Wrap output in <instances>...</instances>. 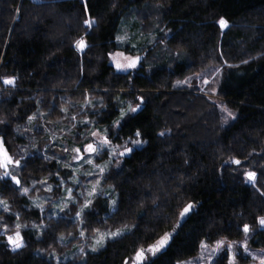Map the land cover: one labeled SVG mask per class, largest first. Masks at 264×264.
Segmentation results:
<instances>
[{"label": "trees", "instance_id": "trees-1", "mask_svg": "<svg viewBox=\"0 0 264 264\" xmlns=\"http://www.w3.org/2000/svg\"><path fill=\"white\" fill-rule=\"evenodd\" d=\"M125 37H137L141 67L124 74L109 54L132 52ZM94 130L132 149L103 175L113 202L101 193L80 217L81 201L42 213L33 201ZM0 138L20 182L0 179V264H136L141 249L142 264H178L224 239L264 248V0H0ZM17 230L14 252L6 235Z\"/></svg>", "mask_w": 264, "mask_h": 264}, {"label": "rangeland", "instance_id": "rangeland-1", "mask_svg": "<svg viewBox=\"0 0 264 264\" xmlns=\"http://www.w3.org/2000/svg\"><path fill=\"white\" fill-rule=\"evenodd\" d=\"M137 41H138L137 37H135L133 40L132 37L121 38L119 42L122 45H125L127 43L130 46L129 50H131L132 52L128 53L119 50V51H115L114 53L123 52L125 56H129L134 59L139 57V55L137 54V52L139 51V49L137 48ZM118 59H120L121 63H127V61H124L123 58H118ZM110 64L113 66L116 72L125 74L132 70L140 69L141 60L138 61L135 69H129L127 71H117L111 57H110ZM5 86L14 87L13 85H5ZM210 98L215 99L216 97L215 95H213ZM137 105L139 104L138 103L133 105L131 104L130 106L136 107ZM127 112L133 113L130 112L128 109V111L122 112L123 116L126 115ZM93 132H96L97 135L93 136L91 134L92 140L86 142V144H84L82 148L79 147L81 149V154L83 155L84 159H80V160L73 159L76 153L72 152L71 164L70 163L67 164L65 166L66 169L64 170V172L61 173L59 176H57L56 178L57 181L53 182L50 185L51 191H49V194H47V196L44 198H40L36 201H33V203L41 209L42 213L48 212V214H50V216H52L53 218L58 217L72 203L81 201L82 205L79 207V212H78L80 214L76 215L75 218L80 217L83 211L89 208V207L87 208L84 207L85 202L86 201L92 202L93 199L101 193H105L106 196L110 199L111 203L113 202L112 191L108 188L103 187V175L106 172H108L110 169H114V168L118 169L121 166L122 159L126 155V152L124 155H120V153L124 152L125 146L115 144L113 141V138L115 136L109 135V133H107L106 130H102V131L94 130ZM80 135H84V133H80ZM105 135H107L108 137L109 144L102 145V140ZM136 139H139L140 143L139 144L134 143L133 148L136 147L140 148L143 145V143L141 142L139 137H135V140ZM89 143L99 147L100 150L98 154H89L83 151L85 145ZM87 159H91L93 163L92 164L86 163ZM99 159L101 161H99ZM100 168L104 169L103 174L100 173L99 171ZM69 190H71V199L68 198ZM93 190H95L94 194L90 195V193H92ZM52 192H54V195H52ZM115 232H119V231H114L112 233ZM110 234H111L110 232H103L102 234L97 236V239H95L92 242V244L88 246L86 244L85 245L82 244L81 246H79L74 250V253L77 252L85 255L87 251L92 252L93 248L98 250L105 244L107 240L114 238ZM97 241H100V243H97ZM22 242L24 243L23 240ZM250 242H251L250 238H245L244 240H241V242L224 239V240L216 241L212 244L205 243L204 245L206 247H202V249L200 250L197 256L189 260L180 262L178 264H260V259L264 258V248L258 249L255 246L250 245ZM84 243H86V241H84ZM221 243L223 246L218 247V245ZM244 244L247 245V250H245V248L243 247ZM229 245L232 246L231 251H229L228 248ZM249 253H251V255H249ZM151 255L153 254L151 253ZM253 256H255L256 259H253ZM58 260L65 261L66 259L58 257Z\"/></svg>", "mask_w": 264, "mask_h": 264}, {"label": "snow or ice", "instance_id": "snow-or-ice-1", "mask_svg": "<svg viewBox=\"0 0 264 264\" xmlns=\"http://www.w3.org/2000/svg\"><path fill=\"white\" fill-rule=\"evenodd\" d=\"M85 8H86V3H85ZM93 23H95V22L92 21V20H86L85 21V24L89 28L92 26ZM219 25H220L221 28L227 27V23H226V21L224 19H221L219 21ZM75 47H76V49L78 51L83 52L84 49L87 47V44H86V42L83 39H80V40H78L76 42ZM109 55L112 58V60H113V62L115 64V67H116L117 71H127L129 69H135L136 66H137V63L139 61V57H137V58L134 59L132 57L125 56V54L123 52L110 53ZM118 58H123V60L124 61H127V63H121L120 59H118ZM3 83L5 85H13L14 86V80H12V79H4L3 80ZM178 83H180V82H178ZM183 83H188V81H185ZM204 83H208V81H204ZM139 99H140V103L142 104L143 103V98H139ZM138 108H139V105H137L136 107L129 106V111L130 112H136L138 110ZM222 110L227 111L226 109H222ZM227 115L229 117H231L232 119H235V117L232 115V113L228 112ZM121 116L123 117V113L121 114ZM29 119L30 120L31 119H34V117H29ZM73 119H75V117H73ZM118 126L119 125L117 124V127ZM92 135L93 136H96L97 133L96 132H93ZM135 135H136V137H140L141 133L139 131H137L135 133ZM161 135H163V133H161ZM132 143L139 144L140 141H139V139H136V140H133ZM107 144H109V140H108L107 135H105L104 138H103V140H102V145H107ZM99 150H100L99 147H97V146H95V145H93L91 143L85 145V147L83 149L84 152H87L89 154H98ZM65 151H67V149H65ZM72 151L74 153H76V155L73 157V159H76V160L84 159L83 155L81 154V149L80 148H74V149H72ZM131 151H132L131 148H128V147L125 146L124 152H121L120 155H124L125 152L130 153ZM86 163L92 164L93 161L91 159H87L86 160ZM232 163H235L236 165H239L241 162L239 160L233 159L232 160ZM10 164H14L15 166H19V161L18 160L17 161H13L12 158L6 152L0 153V167H2V168L5 169V171L3 173V176L0 177V179H4L5 177H10L11 180L15 184L19 185V183H20L19 180L15 176H13L10 173V171H8V166ZM99 171H100L101 174H103L104 169L103 168H100ZM247 179H248V181L254 183L255 182V179H256V173L255 172H248L247 173ZM42 183L47 184V181H43ZM47 190L48 191H51V188L49 187V188H47ZM28 191L29 190L27 188L23 189V194L24 195H27L28 194ZM94 192H95V190H93V192L90 193V195L94 194ZM261 195H264V192H262ZM68 198L71 199V190H69V197ZM91 203H92L91 201H86L85 204H84V207L85 208L89 207L91 205ZM0 206L3 207V210L5 212H7L9 210L7 203L5 201H3V200H0ZM191 207H192L191 205H188L184 209V212L181 213V215L183 216L184 213H187ZM61 210H63V209H61ZM79 214L80 213H77V215H79ZM259 223H260V225L262 227H264V218H261L259 220ZM19 227L20 226L17 225V229H19ZM7 231H8V229H7V226L5 225L4 233L7 234ZM243 231H244V233H248L249 232V226L248 225H245L244 228H243ZM120 234H121L120 232H115V233H111L110 235L112 237H116V236H119ZM6 239H7L8 244L11 246V250L12 251H17L18 249H20V248H22L24 246L23 245V242H22V237H21L20 232L18 230L15 232L14 235H6ZM168 239H169V236L166 234L164 237L161 238V240L158 242L157 245L150 246L147 249V252H150L153 255H155L156 252H158L160 249H162L163 247H165V245L167 244ZM97 243H100V241H97ZM222 246H223L222 243L218 245V247H222ZM202 247H206V246L202 244ZM231 247H232L231 245L228 246L229 251H231ZM243 247L245 248V250H247V245L246 244H244ZM92 250L95 251L96 249L93 248ZM249 255H251V253H249ZM145 258H146V256H145V250L144 249H141L137 253L136 259L138 261H140L141 264H142V261ZM253 259H256V257L253 256ZM126 264H127V262H126ZM260 264H264V258H261L260 259Z\"/></svg>", "mask_w": 264, "mask_h": 264}, {"label": "water", "instance_id": "water-1", "mask_svg": "<svg viewBox=\"0 0 264 264\" xmlns=\"http://www.w3.org/2000/svg\"><path fill=\"white\" fill-rule=\"evenodd\" d=\"M87 26V25H86ZM2 152H6L11 158H12V156H11V154L9 153V151H8V149H7V147L5 146V144H4V141H3V139H1L0 138V153H2ZM12 160H13V158H12ZM12 164H10L9 166H8V170H9V167L11 166ZM4 171H5V169L4 168H2ZM189 212H190V209H189V211L187 212V214H189ZM170 240H171V237H169V239H168V241H167V244L165 245V247L168 245V243L170 242ZM24 245V244H23ZM24 247V246H23ZM22 247V248H23ZM165 247H163V248H165ZM162 248V249H163ZM21 249V248H20ZM20 249H18V250H20ZM17 250V251H18ZM161 250V249H160ZM14 252H16V251H14ZM137 256V255H136ZM146 256V255H145ZM144 261V260H143ZM143 261H142V263H143ZM136 264H141V262L140 261H138L137 259H136Z\"/></svg>", "mask_w": 264, "mask_h": 264}]
</instances>
